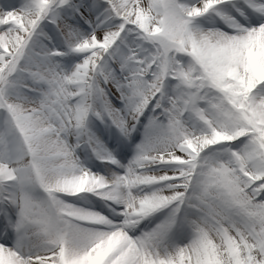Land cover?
<instances>
[{
  "label": "snow or ice",
  "instance_id": "6c2138e0",
  "mask_svg": "<svg viewBox=\"0 0 264 264\" xmlns=\"http://www.w3.org/2000/svg\"><path fill=\"white\" fill-rule=\"evenodd\" d=\"M0 264H264V0H0Z\"/></svg>",
  "mask_w": 264,
  "mask_h": 264
}]
</instances>
